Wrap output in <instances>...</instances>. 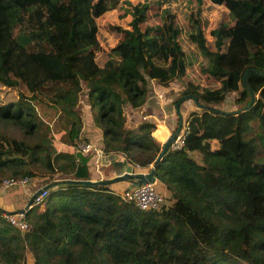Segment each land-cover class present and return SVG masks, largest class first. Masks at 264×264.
I'll return each instance as SVG.
<instances>
[{
	"label": "trees",
	"instance_id": "obj_1",
	"mask_svg": "<svg viewBox=\"0 0 264 264\" xmlns=\"http://www.w3.org/2000/svg\"><path fill=\"white\" fill-rule=\"evenodd\" d=\"M120 1L0 0V84L31 93L0 104V186L27 177L46 192L24 231L4 218L11 194L0 199V264H264V0H210L233 21L210 30L214 51L193 20L201 72L220 86L188 83L172 100L193 95L199 107L182 120L183 149L169 147L155 164L164 203L142 211L124 197L130 187L95 182L106 180L93 176L97 154L77 145L93 142L149 172L168 132L148 119L131 125L125 109L145 105L150 81L160 90L182 79L187 63L169 8L145 24L149 0L129 4L128 28L111 26L122 37L98 61L96 19ZM228 93L237 94L234 110L250 104L216 111ZM45 98L65 125L51 129L39 117L33 100Z\"/></svg>",
	"mask_w": 264,
	"mask_h": 264
},
{
	"label": "rangeland",
	"instance_id": "obj_2",
	"mask_svg": "<svg viewBox=\"0 0 264 264\" xmlns=\"http://www.w3.org/2000/svg\"><path fill=\"white\" fill-rule=\"evenodd\" d=\"M142 1L143 0H122L113 8L96 19V23L98 26L97 38L102 48L97 52L98 61L106 60L108 55L112 52V48L122 37V35L112 29L111 26H117L122 29L128 28V24L131 20V11L129 4L133 5L137 2ZM149 1L151 4L145 16V24H147L148 22L159 23L161 21L160 13L162 8H169L171 12L175 14L174 26L176 29L177 40L181 48L185 52L186 57L185 59L187 68L185 76L182 79L172 82L170 86L166 88L167 94L165 96L175 97L176 95H180L181 91L186 87L188 83L197 85L200 88L214 89L219 87V82H217L211 76L201 72V68L205 67L207 62L203 58L200 51L190 41L189 34L192 31L193 20L198 19L202 32L207 39L208 47L214 51L215 47L213 38L210 36L209 32L222 23H226L229 25L233 24V21L230 19L228 7L223 4H213L212 2H210V0H203L202 4L199 6L196 5V2L194 0H172L169 3H165L162 5L156 3V0ZM8 17L12 22L17 21L16 14L12 10H8ZM144 26L145 25L143 24L142 27ZM149 87L152 90L153 88L158 89L153 81H150ZM19 93H23L26 96L31 95V93L27 90L26 86L23 83H19L14 87H8L0 84V104L16 100ZM169 93H171L172 95L169 96ZM165 96H163V98H165ZM236 96V93H228L225 101L220 104L218 108L226 111L236 109L237 107L234 104V99L236 98ZM151 101L155 106L156 102L154 98ZM33 102L35 104L37 114L44 121V123L49 124L51 129L65 125L64 119L60 117V114L56 110L54 105L50 104L46 98L44 99V102L37 100H33ZM172 128L173 127H171V129ZM171 131L172 130H170V132ZM156 188L159 189V185H156ZM23 189L24 190L22 191L27 193L34 191L32 188V183H30ZM0 190H2L3 192L5 191L4 194L0 195H5L7 192L12 195L13 193L17 192V190H15L14 188H4L3 186H0ZM9 203L11 206V198L9 199Z\"/></svg>",
	"mask_w": 264,
	"mask_h": 264
},
{
	"label": "crops",
	"instance_id": "obj_3",
	"mask_svg": "<svg viewBox=\"0 0 264 264\" xmlns=\"http://www.w3.org/2000/svg\"><path fill=\"white\" fill-rule=\"evenodd\" d=\"M152 92L149 94L150 96L148 97L145 105L142 108L135 110L126 108L125 112L128 113L129 121H130L129 123H131V125H136L138 122L142 121L143 119H148L156 123L155 131L157 130L158 125L163 126L167 130L168 135L167 137H165V139L163 140L159 139V140L162 143H164L169 137V134L171 133L170 130H172L176 126V119H178V121L180 120L179 115L182 117V120H185L187 114L190 111L197 110L198 107L195 106V103L192 101V99H187L185 101H182L180 106L172 105V100L176 98L178 95H176L175 97H166L165 96L167 94L166 88H162L160 90H158L157 88H153ZM168 95L170 96L172 94L169 93ZM163 96H165V98H163ZM153 98L156 102L155 106L151 101ZM177 108L179 109V112L176 111ZM171 127L173 128L171 129ZM99 139H100V135H98L96 142H98ZM212 143L213 145H215V141H212ZM94 144L95 143L92 142V145L95 148L93 152L97 154L96 167H95L97 170L96 173L93 174L95 178L102 177L103 179L104 178L110 179L117 175H121L125 172H132V173L145 172L142 169L138 170L135 167L130 166V164H127V162H125L124 160V157L120 154L105 155L103 153H100L99 147H96ZM130 185L131 182L129 181H119L113 183L112 188L115 191L119 192L127 187H130ZM159 189L162 191L160 187ZM4 193L5 191L3 192L2 190H0V194H4ZM2 196L3 195H0V199L2 198ZM26 263L32 264L30 259H28Z\"/></svg>",
	"mask_w": 264,
	"mask_h": 264
},
{
	"label": "built area",
	"instance_id": "obj_4",
	"mask_svg": "<svg viewBox=\"0 0 264 264\" xmlns=\"http://www.w3.org/2000/svg\"><path fill=\"white\" fill-rule=\"evenodd\" d=\"M189 133V126L185 123L181 125V128L176 135L175 139L170 145V149L173 151H180L185 145L186 137ZM94 146L87 142H80L77 145V150L82 154H89L94 151ZM101 153V151L99 150ZM139 169L138 166L135 167ZM29 179L27 177L16 179V178H6L2 181V186L4 188H21L20 191L13 193L11 195V209L10 213L4 214V218L17 229L24 231L28 228V223L26 221V212L33 207L34 204L41 202L46 196L45 190L38 195L35 200L30 203L31 195L35 192H24ZM124 197L130 198L134 201L135 206L138 210H158L160 206L164 203V196L156 189L154 182H147L140 184L138 186L130 187L127 192H125Z\"/></svg>",
	"mask_w": 264,
	"mask_h": 264
},
{
	"label": "water",
	"instance_id": "obj_5",
	"mask_svg": "<svg viewBox=\"0 0 264 264\" xmlns=\"http://www.w3.org/2000/svg\"><path fill=\"white\" fill-rule=\"evenodd\" d=\"M247 73H248V70L245 71L244 76H243V82H244V84L246 83L245 77H246ZM253 98H254V95L251 92L250 103L253 101ZM187 99H192L194 101L195 105L197 107H199V105L197 103V100H196L195 96H193V95H185V96L181 97V99L179 101L182 102V101H185ZM249 104H247L246 106L241 107L238 110H233V111H223V110H221L219 108H217L215 110L218 111V112H222L223 111L226 114L236 113V112H240V111L244 110L245 108H247ZM176 111L179 112V109L177 108ZM179 118H180V120L178 121V125H177L176 129L174 131H171V133L169 134V137L163 143V145H162V147H163L162 148V151L160 152V154L155 159L154 164H152L150 166L149 172H134V173H132V172H125V173H123L121 175H117V176H115L113 178L106 179V180H98V181H95V182L96 183L113 184V183H116V182H119V181H129V182H131L130 187L138 186L140 184H144V183H147V182H154L155 181V177H154V167H155V164L161 159L162 155L168 150V148L170 147L171 143L173 142V140L175 139L176 135L178 134V132H179V130L181 128V125H182V117L180 115H179ZM44 190H45V187H41V188L37 189L31 195V198H30V201L29 202L32 203L35 200V198L38 195H40ZM0 211H3V209L0 208Z\"/></svg>",
	"mask_w": 264,
	"mask_h": 264
}]
</instances>
